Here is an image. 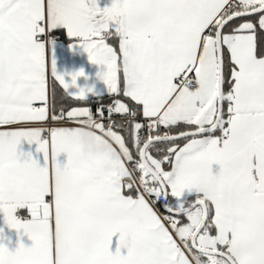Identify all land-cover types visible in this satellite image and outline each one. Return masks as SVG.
Wrapping results in <instances>:
<instances>
[{"label": "snow or ice", "instance_id": "1", "mask_svg": "<svg viewBox=\"0 0 264 264\" xmlns=\"http://www.w3.org/2000/svg\"><path fill=\"white\" fill-rule=\"evenodd\" d=\"M97 4L0 0V214L32 241L0 264H264V0ZM58 29L106 69L107 116L57 110L49 71L92 92L49 67ZM86 129L115 161L82 154Z\"/></svg>", "mask_w": 264, "mask_h": 264}, {"label": "crops", "instance_id": "2", "mask_svg": "<svg viewBox=\"0 0 264 264\" xmlns=\"http://www.w3.org/2000/svg\"><path fill=\"white\" fill-rule=\"evenodd\" d=\"M112 3L113 0H98L97 6L103 10L105 7H111ZM54 33H56V35H53V33L51 35L55 37V41L49 43L46 53L49 67L51 68L52 61L54 60L57 75L63 76L67 83H71V76L81 70L84 72L85 77H87V79L84 77L79 78L77 80V87L68 89V92L70 94H75L80 88H90L92 89V92L89 93L87 98L97 97L108 93L107 86L98 75L106 70L104 66L90 63L87 53H85L78 45H74V42L66 35V30L58 29L55 30ZM51 82L61 89L62 92L55 91V103L57 110L59 111L63 109V105L65 104L64 98L62 97L64 94L70 99L74 100V98L69 97L64 92L62 86L51 77L49 71V85ZM44 135L47 136V132L44 133ZM36 149V144L33 143L29 145L26 141H22L17 150L18 158L21 162H24L29 156H31L32 159L36 160L37 163L43 167L44 155L43 153H38ZM66 162L67 157L65 154H61L57 158V163L60 164L61 167H63ZM189 197H196V194H189L186 192L184 199ZM21 218L26 219L24 217ZM0 230H2V232H0V243H3L10 252H15L20 243H23L25 247L32 246V241H30L27 236H24L23 233H17L15 230L7 228L2 214H0Z\"/></svg>", "mask_w": 264, "mask_h": 264}, {"label": "trees", "instance_id": "3", "mask_svg": "<svg viewBox=\"0 0 264 264\" xmlns=\"http://www.w3.org/2000/svg\"><path fill=\"white\" fill-rule=\"evenodd\" d=\"M53 35H56V33H53ZM109 43L114 47H118V38H116L112 41H109ZM56 90L60 91V93H62L61 89H59L56 85H54V83L51 82V84H50V95H51V97H54V99L56 98V94H55ZM62 97L64 98V101H65V104L63 105V109L70 110L71 107H73V106L90 107L93 110V112H95L97 107H104L106 116H107V107L114 103L113 96L109 95L108 93H106L104 95L97 96V97L87 98L88 101H84V102H78L75 99L74 100L70 99L65 94ZM121 100H122V102H124L126 100V98L121 97ZM114 119L119 120L120 117L115 116ZM172 134L175 135L177 133L173 132ZM181 146H182V142H181ZM195 198L196 197H189L186 199L191 201V200H194ZM168 201H170L171 203L176 202L175 198H173L171 196L168 197ZM159 208H160V203H159Z\"/></svg>", "mask_w": 264, "mask_h": 264}, {"label": "clouds", "instance_id": "4", "mask_svg": "<svg viewBox=\"0 0 264 264\" xmlns=\"http://www.w3.org/2000/svg\"><path fill=\"white\" fill-rule=\"evenodd\" d=\"M95 133L91 129H86L84 134L80 137V147L84 156L93 158L110 157L115 161L116 156L113 153L110 142L101 138L102 142H98L95 138Z\"/></svg>", "mask_w": 264, "mask_h": 264}, {"label": "built area", "instance_id": "5", "mask_svg": "<svg viewBox=\"0 0 264 264\" xmlns=\"http://www.w3.org/2000/svg\"><path fill=\"white\" fill-rule=\"evenodd\" d=\"M51 38H52V39L50 40V42L55 41V37H53V36L51 35ZM50 42H49V43H50ZM48 45H49V44H48ZM51 123H52V122L49 121L48 124H47V127H51ZM157 207L159 208V203H158ZM22 219H23V218H22Z\"/></svg>", "mask_w": 264, "mask_h": 264}, {"label": "water", "instance_id": "6", "mask_svg": "<svg viewBox=\"0 0 264 264\" xmlns=\"http://www.w3.org/2000/svg\"><path fill=\"white\" fill-rule=\"evenodd\" d=\"M160 209H161V211H163V207H162V204L160 203Z\"/></svg>", "mask_w": 264, "mask_h": 264}]
</instances>
